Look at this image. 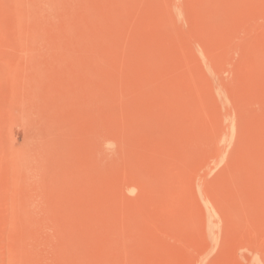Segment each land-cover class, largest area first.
Listing matches in <instances>:
<instances>
[{"label":"rangeland","instance_id":"obj_1","mask_svg":"<svg viewBox=\"0 0 264 264\" xmlns=\"http://www.w3.org/2000/svg\"><path fill=\"white\" fill-rule=\"evenodd\" d=\"M0 264H264V0H0Z\"/></svg>","mask_w":264,"mask_h":264},{"label":"bare ground","instance_id":"obj_2","mask_svg":"<svg viewBox=\"0 0 264 264\" xmlns=\"http://www.w3.org/2000/svg\"><path fill=\"white\" fill-rule=\"evenodd\" d=\"M172 14H173V13H172ZM228 51H229V50H228ZM202 55H203V54H202ZM199 56H200V55H199ZM205 57H206V56H205ZM202 70H203V69H202ZM219 96H220V95H219ZM222 119H223V118H222ZM223 123H224V122H223ZM223 123H222V124H223ZM225 124H226V122H225ZM227 124H228V123H227ZM221 128H222V127H221ZM227 128H228V127H227ZM223 132H224V131H223ZM223 135H224V134H223ZM221 136H222V134H221ZM227 136H228V135H227ZM227 136H226V138H227ZM220 139H222V138H220ZM226 140H227V139H224L223 142H222V144L225 143ZM218 141H219V143H220V140H218ZM214 142H215V141H214ZM216 142H217V141H216ZM219 143H218V144H219ZM103 145H104V143H103ZM214 145H215V144H214ZM219 145H220V144H219ZM213 147H214V146H213ZM219 147H220V146H219ZM100 149H101V148H100ZM215 152L219 153V152H218V149H217ZM225 152H226V151H225ZM215 154H216V153H215ZM216 157H217V156H216ZM231 176H232V175H231ZM198 185H199V184H198ZM203 199H204V198H203ZM206 216H207V215H206Z\"/></svg>","mask_w":264,"mask_h":264}]
</instances>
